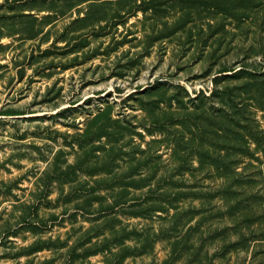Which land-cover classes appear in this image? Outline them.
I'll return each instance as SVG.
<instances>
[{
    "label": "rangeland",
    "instance_id": "obj_1",
    "mask_svg": "<svg viewBox=\"0 0 264 264\" xmlns=\"http://www.w3.org/2000/svg\"><path fill=\"white\" fill-rule=\"evenodd\" d=\"M0 264H264V0H0Z\"/></svg>",
    "mask_w": 264,
    "mask_h": 264
}]
</instances>
